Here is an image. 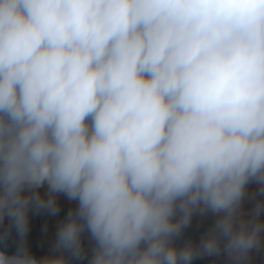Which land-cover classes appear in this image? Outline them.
<instances>
[{
	"label": "clouds",
	"instance_id": "clouds-1",
	"mask_svg": "<svg viewBox=\"0 0 264 264\" xmlns=\"http://www.w3.org/2000/svg\"><path fill=\"white\" fill-rule=\"evenodd\" d=\"M61 194L75 207L37 259L29 212ZM194 216L212 221L198 241ZM5 221L0 264H253L264 0H0Z\"/></svg>",
	"mask_w": 264,
	"mask_h": 264
},
{
	"label": "crops",
	"instance_id": "crops-1",
	"mask_svg": "<svg viewBox=\"0 0 264 264\" xmlns=\"http://www.w3.org/2000/svg\"><path fill=\"white\" fill-rule=\"evenodd\" d=\"M256 189H257V186L255 184L249 185L250 194L252 192H255ZM254 202H255L254 200L249 202L248 204L245 205V207L246 208L251 207L252 203ZM58 204L60 206L59 213L56 216L51 215L55 231H56L57 224L63 220L68 210L70 208L75 207V203L70 202L62 194L58 196ZM29 222H30V227H31L33 244L35 246L36 257L37 259H41L45 256V252H44V246H43V242L41 238V232L39 228L37 214L35 211L29 212ZM211 222H212L211 219L201 220L198 216H194L191 226L185 230L184 239L191 238L193 241H198L199 237L203 234L204 231H206V229L210 226ZM6 224H7V221H5L3 224H0V234L3 233L4 227L6 226ZM26 241H27L29 251L31 253V249L28 243V236L26 237ZM84 242H85V245L87 246L88 245L87 234H85L84 236ZM16 243H17V237H16L15 231L13 230L12 235L7 240L0 239V250L6 251L7 253L12 254L16 250ZM199 261L200 259H196L193 261V264H196ZM82 264H87V258H85ZM208 264H214V259L211 258ZM215 264H224V261L221 258L220 260L215 261ZM253 264H264V250H262L259 254H254Z\"/></svg>",
	"mask_w": 264,
	"mask_h": 264
},
{
	"label": "water",
	"instance_id": "water-1",
	"mask_svg": "<svg viewBox=\"0 0 264 264\" xmlns=\"http://www.w3.org/2000/svg\"><path fill=\"white\" fill-rule=\"evenodd\" d=\"M39 191L43 195L46 192V187H42L41 189H39ZM36 214L41 232V238L44 246L45 256L53 255L54 253L52 252V245L55 239V229L53 226L52 216L46 211L36 212ZM27 236H28V243L31 249V253L36 257V251H35V246L33 244L30 222H29V231Z\"/></svg>",
	"mask_w": 264,
	"mask_h": 264
},
{
	"label": "built area",
	"instance_id": "built-area-1",
	"mask_svg": "<svg viewBox=\"0 0 264 264\" xmlns=\"http://www.w3.org/2000/svg\"><path fill=\"white\" fill-rule=\"evenodd\" d=\"M211 258H201L199 262H197L196 264H208L209 260Z\"/></svg>",
	"mask_w": 264,
	"mask_h": 264
}]
</instances>
